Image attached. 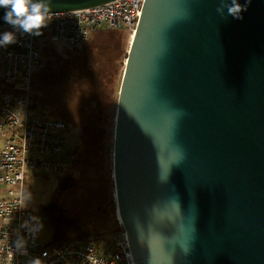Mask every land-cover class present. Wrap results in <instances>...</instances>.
<instances>
[{
    "label": "water",
    "instance_id": "95a60500",
    "mask_svg": "<svg viewBox=\"0 0 264 264\" xmlns=\"http://www.w3.org/2000/svg\"><path fill=\"white\" fill-rule=\"evenodd\" d=\"M231 6L142 2L112 143L115 211L133 264H264V0H250L242 19Z\"/></svg>",
    "mask_w": 264,
    "mask_h": 264
},
{
    "label": "built area",
    "instance_id": "2783aa9c",
    "mask_svg": "<svg viewBox=\"0 0 264 264\" xmlns=\"http://www.w3.org/2000/svg\"><path fill=\"white\" fill-rule=\"evenodd\" d=\"M143 0H108L96 5L47 11L44 26L32 33L8 23L14 42L0 49V264H133L126 233L119 228L97 242L40 240L45 216L23 204L26 171L59 172L64 163L67 125L31 115L30 79L42 67L38 43L45 39L77 48L95 29L132 35ZM39 31V35L35 33ZM99 242V243H98Z\"/></svg>",
    "mask_w": 264,
    "mask_h": 264
},
{
    "label": "rangeland",
    "instance_id": "374dc122",
    "mask_svg": "<svg viewBox=\"0 0 264 264\" xmlns=\"http://www.w3.org/2000/svg\"><path fill=\"white\" fill-rule=\"evenodd\" d=\"M6 32L11 33V28L0 27V42ZM124 34L123 30L95 29L76 49L43 39L37 47L42 67L30 79L31 115L65 122L66 150L57 156L64 163L62 171L25 172L23 204L35 209L50 201L57 192V178L67 174L70 182L56 204L101 239L119 228L112 143L117 91L130 40ZM4 45L0 43V49ZM49 236L46 226L40 240L46 242Z\"/></svg>",
    "mask_w": 264,
    "mask_h": 264
},
{
    "label": "trees",
    "instance_id": "16d2710c",
    "mask_svg": "<svg viewBox=\"0 0 264 264\" xmlns=\"http://www.w3.org/2000/svg\"><path fill=\"white\" fill-rule=\"evenodd\" d=\"M123 31L125 32V30ZM11 33H13L12 30ZM124 35H126V32ZM30 107H32L31 104ZM69 182L70 178L67 174H63L57 178V192L55 196L50 201L35 208L46 218V226L50 228L49 241L51 245H58L69 240H89L96 243L101 238V235H98L95 230L83 229L74 215H71L67 210L56 204L58 195L64 191Z\"/></svg>",
    "mask_w": 264,
    "mask_h": 264
},
{
    "label": "clouds",
    "instance_id": "9594fccd",
    "mask_svg": "<svg viewBox=\"0 0 264 264\" xmlns=\"http://www.w3.org/2000/svg\"><path fill=\"white\" fill-rule=\"evenodd\" d=\"M247 3H250V0H247ZM247 3L242 8L236 0H232L228 14L236 19H242L240 13L247 10ZM0 7L9 9L5 12L4 21L13 26L18 25L25 32L32 33L33 30H39L45 24L47 8L42 4H33L31 0H0ZM35 34L39 35L40 33L37 31ZM13 42L12 34L6 32L3 35V41L0 43L10 44Z\"/></svg>",
    "mask_w": 264,
    "mask_h": 264
},
{
    "label": "crops",
    "instance_id": "0c3cea01",
    "mask_svg": "<svg viewBox=\"0 0 264 264\" xmlns=\"http://www.w3.org/2000/svg\"><path fill=\"white\" fill-rule=\"evenodd\" d=\"M6 45V44H5ZM4 45V46H5ZM3 47V46H2ZM1 47V48H2ZM32 110H33V108H32ZM4 193H5V188L4 187H2V186H0V196H2V195H4Z\"/></svg>",
    "mask_w": 264,
    "mask_h": 264
},
{
    "label": "bare ground",
    "instance_id": "6f19581e",
    "mask_svg": "<svg viewBox=\"0 0 264 264\" xmlns=\"http://www.w3.org/2000/svg\"><path fill=\"white\" fill-rule=\"evenodd\" d=\"M131 38V35L129 36ZM117 220L118 222H120V219H119V216H118V213H117ZM121 223V222H120Z\"/></svg>",
    "mask_w": 264,
    "mask_h": 264
}]
</instances>
